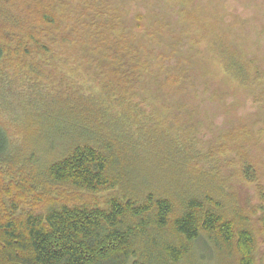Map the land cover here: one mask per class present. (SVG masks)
<instances>
[{
  "label": "trees",
  "instance_id": "trees-1",
  "mask_svg": "<svg viewBox=\"0 0 264 264\" xmlns=\"http://www.w3.org/2000/svg\"><path fill=\"white\" fill-rule=\"evenodd\" d=\"M105 10L91 0H0V78L15 70L30 73L26 79L33 83L42 68L69 69L87 90L59 98L33 87L38 98L27 109L35 116L22 133L29 141L27 130L34 127L38 135L44 126L35 118L43 120L62 148L48 163L40 165L0 124V264H198L201 247L215 264H254L250 220L227 196L218 174L195 165L181 139L158 131V125L147 128L151 116L125 98V85L139 80L150 102L174 99V112L179 104L187 107L180 115L184 127L206 125L221 110L211 101L207 81L187 70L178 95L169 96L162 88L180 81L167 77V67L178 66L174 47L153 44L148 60L135 64L125 53L132 46L108 40L110 14L117 10ZM74 41L96 55L114 51L117 82L97 81L99 75L71 52ZM107 60L99 57L100 64ZM150 64H157L154 75ZM43 132L39 138L45 141ZM137 158L140 165L145 159L170 173H144ZM244 162V177L254 181ZM259 220L264 235V216Z\"/></svg>",
  "mask_w": 264,
  "mask_h": 264
},
{
  "label": "rangeland",
  "instance_id": "rangeland-1",
  "mask_svg": "<svg viewBox=\"0 0 264 264\" xmlns=\"http://www.w3.org/2000/svg\"><path fill=\"white\" fill-rule=\"evenodd\" d=\"M91 4L105 13L106 8L113 13L117 10L115 16L110 14L108 40L113 43L123 40L132 46L124 45L125 53L135 64L148 60L147 49L153 44L167 41L168 46L174 47L178 66L177 70L167 67V77H179L180 81L162 88L164 91L167 88L169 96L178 95L182 74L187 70L207 81L211 101L221 110L213 116V123L206 125L184 127L180 115L187 107L179 104L180 110L174 112V99L150 102L142 96L144 89L139 80L125 85V98L151 116L147 128L158 125V131L176 141L181 139L196 159L195 165L218 174L227 196L250 220L257 241L254 264H264V235L259 220L264 216V0H96V4L91 0ZM136 18L140 23H135ZM122 22L129 32L123 31ZM74 42L71 52L76 53L77 60L92 70L94 76L99 75L97 81L103 85L117 82L111 72L114 51L96 55L81 50L78 41ZM100 56L108 60L100 64ZM156 66L150 64L149 72L153 75ZM141 68L145 70V66ZM160 68L164 69L162 65ZM64 70L62 73L51 67L42 68L33 83L32 79H26L28 75L31 78L30 73L16 75L15 70L6 71L0 78V124L14 142L25 146L24 151L35 153L40 165L59 158L62 148L57 141L53 142L55 135L40 123L42 119L35 118V122L44 126L43 130L35 135L38 131L33 127L27 130L31 139L24 138V124L35 116L27 109L38 98L33 87H41L48 97H65L74 90L76 97L87 93L77 76L71 77L69 69ZM44 129L49 136L45 141L39 138L45 136ZM127 157L133 161L132 156ZM138 158L136 165H140ZM245 159L251 166L250 179L254 181L244 177ZM141 161L144 173L157 169L158 178L164 176L160 173H170L168 167H153L145 159ZM166 163L173 167L171 161ZM228 202L234 208V203ZM200 249L198 264H215L213 254L203 247Z\"/></svg>",
  "mask_w": 264,
  "mask_h": 264
}]
</instances>
